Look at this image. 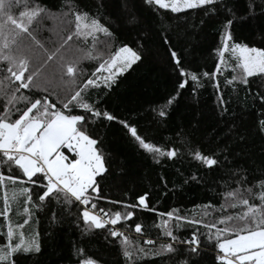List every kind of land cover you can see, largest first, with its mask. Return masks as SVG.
<instances>
[{
	"label": "trees",
	"instance_id": "16d2710c",
	"mask_svg": "<svg viewBox=\"0 0 264 264\" xmlns=\"http://www.w3.org/2000/svg\"><path fill=\"white\" fill-rule=\"evenodd\" d=\"M51 2L68 4L70 9L65 11L75 14L77 0ZM244 2L241 0L242 4ZM97 3L98 0H79L80 5L90 10V15L83 20L90 24L93 18L103 15L119 29L118 36L114 37L108 49L103 47L105 36L102 33L74 36L77 46L85 54L82 65L92 72L124 43L133 47L142 44L147 55L142 62L134 64L118 77V87L109 92L106 108L135 126L138 135L153 148L162 152L174 150L177 155L160 156L144 149L119 123L104 121L101 125L105 137L103 160L108 171L105 179L97 177L98 193L92 194L87 207L107 220L119 211L122 219L116 225L106 224L105 228L96 229L91 221H83L80 214L84 206L69 205L63 195L55 205L44 202L45 206L41 207L33 186L27 183L20 170L13 167L9 171L0 153V174H18L15 184L5 181L0 186V213L4 208L5 195L9 206L7 216L0 214V246L6 244V232L11 225L16 232L14 242H18L20 233L25 235V239L33 232L39 233L42 253L25 255L21 257L20 264H70L67 258L74 251L73 245L84 249L80 256L72 257L74 260L94 259L97 264H126L123 252L127 248L134 258L128 264H178L180 257L168 253L157 255L161 244L171 242L164 236L165 228L184 238L199 229L200 233L213 237L207 241L205 236H201L206 244L201 264H219L215 256L222 253H218L215 234L217 229L225 227L220 221L228 216L235 219L248 212V208L240 203L242 199H248L259 209L260 190L256 180L241 186L227 178L220 179L222 173L209 172L195 154L213 155V150L218 151V145L224 140L234 149L235 157L241 159V166L248 170L250 180L264 173V133L259 130V122L264 120V107L258 98L264 93V80L259 76L248 77L249 83L245 85L241 83L242 78H238V64L221 67L217 49L223 43L225 21L222 15H205L199 8L170 14L156 5L146 6L142 0H108L107 7L97 13ZM129 11L133 17L128 16ZM69 18L73 19L75 32L74 15ZM129 20L130 23L127 22ZM45 27L55 28L56 24L46 21ZM162 32L171 36L175 46L173 50L181 58L190 84L182 90L178 103L171 109V118L167 120L157 119L153 109L167 107L165 101L177 87L178 71L161 46L159 36ZM253 33V27L238 24L232 30L231 43L260 47V36ZM42 38L57 39L49 31L43 32ZM105 52L108 55L105 56ZM205 72L212 75L211 80L203 75ZM192 75H197L196 82L191 81ZM7 87L6 81L0 83V99L4 98ZM221 108L227 111L222 114ZM192 176L197 180H192ZM23 188H29L31 201L23 193ZM249 188L251 192L247 191ZM145 194L148 209L130 207L137 204L139 195ZM92 203L95 208L91 207ZM53 207L58 213L71 207L79 218L69 226L67 218L58 216L53 224ZM128 211L134 212L130 220L123 218ZM170 211L172 217L167 215ZM260 214L257 212V216ZM177 215L181 217L179 221ZM25 220H28L27 224H24ZM136 223L142 225L141 233L135 232ZM211 223L215 227L209 233L205 225ZM17 225L23 227L18 228ZM113 228L123 235L118 238L109 236L108 231ZM233 236L236 234L222 233L220 241ZM148 240L153 243L148 244ZM141 248L147 255H139Z\"/></svg>",
	"mask_w": 264,
	"mask_h": 264
},
{
	"label": "snow or ice",
	"instance_id": "6c2138e0",
	"mask_svg": "<svg viewBox=\"0 0 264 264\" xmlns=\"http://www.w3.org/2000/svg\"><path fill=\"white\" fill-rule=\"evenodd\" d=\"M142 3L148 7L156 5L170 14L199 8L205 15L224 16L223 43L217 49L221 60L224 53L231 49L232 53H238V66L243 70L241 83L247 85V78L255 76L264 80V0H245L243 4L241 0H142ZM107 4L108 0H98L96 12L106 8ZM65 9H70V5L53 3L51 0H0V83L6 81L9 85L4 90V98L0 99V153L7 169L11 171L15 167L20 170L27 183L33 186L36 200L41 207L45 206L44 202L55 205L63 195L69 205L85 206L80 214L84 222L91 221L96 229H102L106 224L116 225L122 219L121 213L117 211L113 218L102 220L97 215L90 214L86 207L91 202L92 194L98 193L97 177L105 179L108 171L103 160L105 137L101 125L104 121L119 123L136 142L153 153L168 157H176L177 153L174 150L162 152L159 148H153L138 135L135 126L111 114L106 108L109 92L118 87V77L134 64L142 62L147 55V49L142 44L133 47L124 43L108 61L89 72L82 65L85 54L77 46L74 36L81 35V21L90 15V10L80 5L79 0L75 14ZM73 15L75 32L72 28L73 19L69 18ZM133 15L131 11L128 12L129 17ZM102 19L104 22H101ZM46 21L54 22L56 27L46 28ZM238 24L253 27V34L258 33L260 36L261 46L229 43L233 41L232 30ZM45 31L52 32L57 39L44 40L42 33ZM118 31L111 20L103 15L93 18L88 27L89 35L104 34L105 49L111 46ZM159 38L161 46L174 62L173 67L178 71L177 87L174 94H170L165 101L167 107L153 109L157 119L167 120L171 118V109L178 103L182 90L190 87V84L181 58L173 50L175 46L171 36L162 32ZM48 44L53 46H46ZM97 72L100 76L96 75ZM203 75L209 80L212 79L208 72ZM197 79V75L191 76L192 82ZM255 86L259 87V84ZM258 98L261 107H264V93ZM220 103L223 104V101ZM77 109L82 111L77 112ZM226 111L227 109L221 108L222 114ZM259 130L264 133V120L259 122ZM66 152L74 154L71 159ZM213 152V155L196 152V159L209 172L220 171V179L227 178L236 185L251 184L252 180H256L261 202L257 209L248 199H242L240 203L248 208V212L235 219L228 216L220 221L225 227L217 229L215 238L218 242V253L222 255H216L215 259L219 264H264V173L250 180L248 170L241 166V159L235 157L234 149L224 140L218 145V151ZM156 162L159 163V160ZM17 179L18 174H0V186L5 181L15 184ZM191 179L195 181L197 177L192 176ZM22 191L31 201L29 188H23ZM247 191L251 192L252 189ZM146 201V194L139 195L137 204L130 207L148 209ZM91 207L95 208L96 205L92 203ZM8 211V197L5 195L4 208L0 214L7 216ZM27 211L25 208V212ZM257 212L261 214L257 216ZM167 215L172 217L173 213L170 211ZM58 216L67 218L69 226L79 218L74 215L71 207L59 213L53 207V224L57 222ZM133 216L134 212L128 211L123 218L130 220ZM176 219L179 221L181 217L177 215ZM228 221L232 223L229 224ZM27 223L28 220H25L24 224ZM205 227L210 233L215 224H207ZM241 231L246 234L241 235ZM135 232H142L140 223L135 224ZM222 233H235L236 236L234 239L220 241ZM15 235V230L9 225L6 232L7 242L0 246V264H20L21 257L42 253L38 232H33L28 239L20 233L18 242L13 241ZM108 235L118 238L123 233L113 228L108 231ZM202 235L207 241L213 238L211 234L200 233L199 229L184 238L165 228L164 236L169 237L171 242L161 244L157 255L168 253L180 257L178 264H201L206 246L201 240ZM147 243L152 244L153 241L148 240ZM73 248L74 251L67 258L70 264H97L94 259L74 260L72 257L80 256L84 249L76 245ZM139 255L147 253L141 248ZM123 256L126 264L134 259L127 248Z\"/></svg>",
	"mask_w": 264,
	"mask_h": 264
},
{
	"label": "rangeland",
	"instance_id": "374dc122",
	"mask_svg": "<svg viewBox=\"0 0 264 264\" xmlns=\"http://www.w3.org/2000/svg\"><path fill=\"white\" fill-rule=\"evenodd\" d=\"M81 24H82L81 33H82V35L86 36L88 34V27H90V24L85 22L84 20L81 21ZM85 25H87L88 27H84ZM229 43H231V42H229ZM96 47L97 46H95L94 51L96 50ZM104 54H105V56L108 55V53H106V52ZM109 59H110V57H109ZM234 63L239 65L238 53L234 54V53H232L231 49H229L228 51H226L224 53L223 60H221V58H220L221 67H228V66L233 65ZM104 75H107V73H104ZM98 76H100V73L98 74ZM238 78H240V79L243 78V70L240 67H239V71H238ZM65 154L69 156V159H71L72 156L74 155V154H72L70 152H66ZM87 210L90 212V214L97 215L98 217L101 218V216H99L98 214L93 212L90 208L87 207ZM243 234H246V233H242L241 235H243ZM234 238H235V236L229 237V238H224V239H234ZM224 239H222L221 241H223Z\"/></svg>",
	"mask_w": 264,
	"mask_h": 264
},
{
	"label": "built area",
	"instance_id": "2783aa9c",
	"mask_svg": "<svg viewBox=\"0 0 264 264\" xmlns=\"http://www.w3.org/2000/svg\"><path fill=\"white\" fill-rule=\"evenodd\" d=\"M102 220H107L105 216H101Z\"/></svg>",
	"mask_w": 264,
	"mask_h": 264
}]
</instances>
